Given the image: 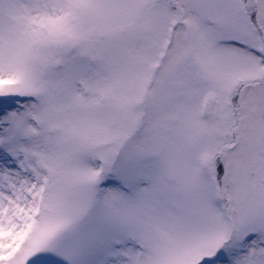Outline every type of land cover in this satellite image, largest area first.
I'll use <instances>...</instances> for the list:
<instances>
[{
    "label": "snow or ice",
    "instance_id": "snow-or-ice-1",
    "mask_svg": "<svg viewBox=\"0 0 264 264\" xmlns=\"http://www.w3.org/2000/svg\"><path fill=\"white\" fill-rule=\"evenodd\" d=\"M0 264H264V0H0Z\"/></svg>",
    "mask_w": 264,
    "mask_h": 264
}]
</instances>
